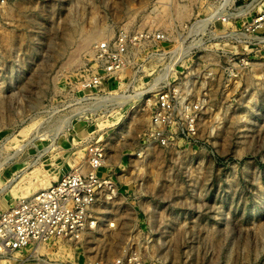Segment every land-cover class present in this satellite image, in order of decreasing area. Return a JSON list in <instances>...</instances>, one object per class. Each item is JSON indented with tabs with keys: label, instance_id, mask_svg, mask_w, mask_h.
<instances>
[{
	"label": "rangeland",
	"instance_id": "rangeland-1",
	"mask_svg": "<svg viewBox=\"0 0 264 264\" xmlns=\"http://www.w3.org/2000/svg\"><path fill=\"white\" fill-rule=\"evenodd\" d=\"M219 1L0 0V210L86 170L89 138L116 187L95 226L28 247L29 264H264V22L207 14ZM178 25L200 75L194 134L143 145L147 110L77 102L97 41L148 28L173 37Z\"/></svg>",
	"mask_w": 264,
	"mask_h": 264
},
{
	"label": "built area",
	"instance_id": "built-area-1",
	"mask_svg": "<svg viewBox=\"0 0 264 264\" xmlns=\"http://www.w3.org/2000/svg\"><path fill=\"white\" fill-rule=\"evenodd\" d=\"M225 2L220 0L207 14L255 13L258 17L252 24L261 27L264 0H249L245 6L233 8L222 6ZM188 28L195 30V25ZM179 30L178 25L173 37L165 29L148 28L97 41L93 65L76 86L81 92L77 102L94 99L99 103L96 108L107 115L130 102L133 109L147 110L143 145H171L176 134L173 129L194 134L203 109L196 90L200 75L196 66L187 64L188 51L179 40ZM87 142L86 170L70 168L47 187L0 210V264H29L32 254L26 252L28 247L37 252L41 244L54 239L78 241L95 226L98 200L112 198L116 187L108 174L100 173L107 159L105 146L91 138Z\"/></svg>",
	"mask_w": 264,
	"mask_h": 264
},
{
	"label": "bare ground",
	"instance_id": "bare-ground-1",
	"mask_svg": "<svg viewBox=\"0 0 264 264\" xmlns=\"http://www.w3.org/2000/svg\"><path fill=\"white\" fill-rule=\"evenodd\" d=\"M95 35H97L96 32H93V34L87 35V37L85 38V39H86V42H88L89 40H90V42H91V41L93 40V39L91 40V37H92V36L94 37ZM20 150H22V149H20ZM18 151H19V150H18ZM15 180H16V179H15Z\"/></svg>",
	"mask_w": 264,
	"mask_h": 264
},
{
	"label": "crops",
	"instance_id": "crops-1",
	"mask_svg": "<svg viewBox=\"0 0 264 264\" xmlns=\"http://www.w3.org/2000/svg\"><path fill=\"white\" fill-rule=\"evenodd\" d=\"M66 172V171H65ZM101 174H104L102 171H100ZM60 175V174H59Z\"/></svg>",
	"mask_w": 264,
	"mask_h": 264
}]
</instances>
